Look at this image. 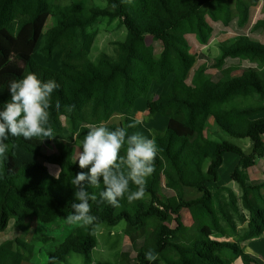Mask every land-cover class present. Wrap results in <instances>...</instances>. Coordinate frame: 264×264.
Listing matches in <instances>:
<instances>
[{
	"label": "trees",
	"instance_id": "trees-1",
	"mask_svg": "<svg viewBox=\"0 0 264 264\" xmlns=\"http://www.w3.org/2000/svg\"><path fill=\"white\" fill-rule=\"evenodd\" d=\"M245 0H235L238 25L245 26L250 8ZM107 7L61 5L52 0H0V110L11 99L9 82L35 73L42 81L54 80L59 88L51 94L50 124L55 130L66 125L75 135L72 144L60 139L9 137L7 159L0 157V233L14 228L27 232L29 225L67 222L72 212L76 189L71 179L81 169L77 160L81 142L91 123L107 124L118 109L133 110L139 99H147L154 85L171 80L167 94L149 100V115L168 119L163 133L156 132L158 154L155 171L147 178L146 195L132 203L120 199L114 208L101 202L103 190L85 182V190L97 195L91 204L94 225L82 222L53 250L46 264L64 263L75 253L91 264L97 246L99 225L116 226L125 221L129 232L152 227L133 258L120 252L115 263L103 264H232L228 253L241 257L245 264H263L244 248V242L264 235V181H253L249 170L264 159V44L240 35L219 45L221 55L215 69L221 70L228 59L250 60L256 67H232L215 80L207 65L194 70L197 56L192 54L188 36L207 46L213 37V22L232 20L231 0H106ZM56 25L44 30L48 18ZM120 21L127 34L118 42L119 56L102 53L95 60L87 55V29L99 19ZM258 25L255 27L257 28ZM161 44L155 46L147 38ZM194 70V71H193ZM193 74L190 78L191 72ZM190 79V81H189ZM242 101L231 104L233 99ZM61 102L59 112L55 102ZM74 105L72 112L65 106ZM212 118L218 128L236 139H249L252 151L227 140L208 139L196 128L198 121ZM135 122L136 127L127 128ZM139 122L126 117L109 130L124 127L138 133ZM53 146L54 152L45 150ZM82 150V149H81ZM239 157L232 181L241 187L239 205L235 193L229 197L214 192L227 154ZM124 155V148L121 149ZM48 166L63 169L59 179ZM172 191L177 203L161 192L162 185ZM135 190V185L131 186ZM247 223L240 235L235 221ZM189 211L192 224L186 225L182 211ZM174 224V225H173ZM158 253L155 261L145 254ZM33 244L17 237L0 243V264H24L32 259Z\"/></svg>",
	"mask_w": 264,
	"mask_h": 264
},
{
	"label": "rangeland",
	"instance_id": "rangeland-1",
	"mask_svg": "<svg viewBox=\"0 0 264 264\" xmlns=\"http://www.w3.org/2000/svg\"><path fill=\"white\" fill-rule=\"evenodd\" d=\"M54 3L61 5H86L88 7H107L106 0H52ZM234 5V1L232 2ZM212 26L214 27L213 37L210 40L209 45H200L195 36L189 35L188 40L191 45L192 54L197 56V63L194 70L202 65H207V73L211 75L215 80L221 79L226 76L227 73L232 71V67L241 66L242 68L256 67L255 64L251 63L250 60L241 59H228L221 70L215 69L216 59L221 55L219 50L220 43L231 39L239 33H243L241 29L237 26V23L231 22L229 26H225L221 19L217 22H213L208 19ZM56 25L55 18H48L44 25V30H48ZM88 42H87V55L90 59L95 60L100 54L106 53L112 59H117L119 56L118 42H122L126 38L127 31L125 27L120 24L118 19L109 20L108 18L99 19L94 25L87 29ZM254 38L257 34L251 35ZM259 38V37H258ZM148 44L155 46L156 54L161 51V44L154 42L151 37L147 38ZM193 70V71H194ZM191 72L190 78L193 74ZM262 74L263 71H261ZM190 81V79H189ZM171 80L164 85H154L147 99H139L133 110L127 112H121L118 109L116 113L111 118V120L105 124L107 125H117L119 126L126 117L134 118L139 122L138 133L153 139L156 132L163 133L168 125V119L160 115H149L147 110V103L149 100L157 99L160 96L167 94ZM242 100L239 98L233 99L230 105L238 104ZM196 128L201 131L204 136L208 139L215 141L227 140L230 143L242 148L246 153H250L252 149L247 148L251 143L249 139H236L225 134L221 131L215 124L214 120L210 118L208 121H198L196 123ZM54 130L55 137L52 139H60L72 144L75 143V135L68 125L65 126L63 130ZM79 151V150H78ZM45 152H54L53 146L48 147ZM78 154V153H77ZM239 157L235 154H229L225 158L224 165L220 171V185L223 188H218L217 186H212L214 192L223 197H229V192L226 188L233 189L235 193L234 199L239 205V198L241 196V187L232 181V173L236 167L234 160ZM264 163V162H263ZM261 165V164H260ZM264 164L257 168L256 174L254 176L263 179L261 170L264 171ZM52 175H55L57 168L53 166H48ZM261 173V175H260ZM161 192L172 203H177L175 194L165 188L162 185ZM230 212L236 216L233 212V207L230 208ZM182 219L186 225L192 224V218L188 210L184 209L182 211ZM236 223L242 225L243 223L239 221L236 216ZM80 222L68 223L61 222L53 225H40L33 222L27 232H21L14 228L13 222L7 231L0 233V243L7 240H14L17 237L24 239L25 241L33 244L34 253L30 261L24 264H46L49 250H53L64 238L71 233V231L76 228ZM174 225V224H173ZM152 227L146 231V235L140 232H129L127 229V224L125 221L120 222L116 226H108L107 224L99 225L96 229L97 246L92 252L91 264H103L106 262L115 263L120 252H127L135 258L137 253L141 249L147 234L152 231ZM58 264H84L83 257L79 254H71L67 261Z\"/></svg>",
	"mask_w": 264,
	"mask_h": 264
},
{
	"label": "clouds",
	"instance_id": "clouds-1",
	"mask_svg": "<svg viewBox=\"0 0 264 264\" xmlns=\"http://www.w3.org/2000/svg\"><path fill=\"white\" fill-rule=\"evenodd\" d=\"M59 85L54 80L42 81L35 73H27L22 78L9 82L11 99L0 110V157L7 159L9 137L52 139L55 137L50 124L51 94ZM57 112L61 102H55ZM67 112L74 110V105L65 106ZM136 127L135 122L127 128ZM88 132L81 142L77 160L81 169L88 172L77 173L70 184L76 189L72 212L66 217L68 223L82 222L94 225L97 217L91 215L90 201L96 202L97 195L85 190V182L93 188L103 190L99 193L100 201L119 208L120 199L129 203L138 201L146 195V181L155 171V158L158 146L155 139H149L139 133L129 134L124 127L115 130L101 123L87 125ZM124 148V155L121 149ZM82 149V150H81ZM63 169L57 168L55 178L59 179ZM135 185V190L132 189ZM146 259L155 261L158 253L149 250ZM55 264V260H53Z\"/></svg>",
	"mask_w": 264,
	"mask_h": 264
},
{
	"label": "crops",
	"instance_id": "crops-1",
	"mask_svg": "<svg viewBox=\"0 0 264 264\" xmlns=\"http://www.w3.org/2000/svg\"><path fill=\"white\" fill-rule=\"evenodd\" d=\"M233 1H234V5L232 3ZM244 2L250 8V18H249L248 23L245 26L240 27L238 25L239 15H238V11L236 10L235 0H231V7H232V20H231V22H234V20L236 19L235 23H237V26L239 27V29H241L243 31V33H239V35H237V36L245 35V36L250 37V33L252 32L251 35L257 34V36H255L254 38H252V37H250V38L264 44V0H245ZM256 25H258L257 28L255 27ZM247 148H249L248 149V152H249V150L252 149L251 144ZM227 155H229V154H227ZM226 156H225V158H226ZM234 162L237 166L239 163V160L236 159V160H234ZM263 162H264V159L260 160L255 167H253L249 170L250 178L253 181H264V171L263 170H261L262 175H263V179L260 177L254 176V174H256V172H258L257 168L264 164ZM53 167L58 168L57 166H53ZM260 175H261V173H260ZM219 185H220V182H219ZM237 226H238V231L241 235L245 231V229L247 227V223H243L242 225L237 223ZM243 245H244V248L246 249L247 253H249L253 258L258 260L260 263L264 264V235L259 237V238H256V239L246 241V242H244ZM228 256H229V258H231L232 264H245V262L243 261V259L241 257H234L231 255V253L230 254L228 253Z\"/></svg>",
	"mask_w": 264,
	"mask_h": 264
}]
</instances>
